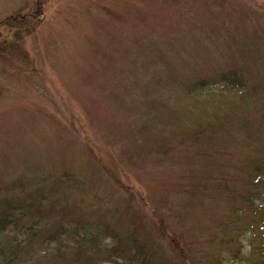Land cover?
<instances>
[{"label": "rangeland", "instance_id": "obj_1", "mask_svg": "<svg viewBox=\"0 0 264 264\" xmlns=\"http://www.w3.org/2000/svg\"><path fill=\"white\" fill-rule=\"evenodd\" d=\"M35 1L0 0V22L20 9L29 12ZM43 9L42 23L20 41L15 42L16 28L0 26V46L6 47L0 52L1 194L23 178L67 172L81 185L96 187L100 203L125 198L110 172L99 171L103 166L112 171L110 152L124 167L116 170L119 179L139 187L146 206L159 212L155 203L163 195L162 182L184 185L194 176L200 183V144H177L175 137L183 138L185 130L192 134L206 115L231 113L232 125L248 127L241 140L264 148V33L258 26L264 23V0H48ZM221 69L250 76L252 96L242 99V91L223 87L195 96L181 92ZM209 91L212 98L205 97ZM169 104L177 109L165 118L161 113ZM67 118L80 121L81 133ZM83 143L107 164L98 158L100 163L88 167L80 159ZM159 148L162 155L155 153ZM139 150L151 152L156 163H132L130 155ZM247 150L239 147L235 153ZM59 202L55 213L63 215ZM182 203L190 208L184 196ZM201 209L197 203V214ZM190 226L185 223L186 230ZM27 232L21 223L3 235L23 245ZM250 239L249 232L240 238L243 260L225 257L222 264H252L245 261ZM104 243L110 246L112 240ZM38 250L32 249L28 264H56L39 258ZM22 256L19 260L26 261Z\"/></svg>", "mask_w": 264, "mask_h": 264}, {"label": "trees", "instance_id": "obj_2", "mask_svg": "<svg viewBox=\"0 0 264 264\" xmlns=\"http://www.w3.org/2000/svg\"><path fill=\"white\" fill-rule=\"evenodd\" d=\"M47 1L33 2L29 12L16 11L2 20L0 26L17 29L15 42L30 36L43 21V8ZM258 26L264 33V23ZM15 42L10 44L13 54L16 53ZM5 48L0 46V52ZM34 76L29 73V79H37ZM207 76L181 92L195 96L211 87L212 91L223 87L242 91V99L252 96V78L242 75L237 69H221L213 76ZM171 81L169 76L166 83ZM208 94L206 98L214 96L210 91ZM176 107L171 104L164 106L166 114L161 115L170 118ZM231 115L224 112L215 115L214 119L206 115V120L192 134L185 130L183 138L175 137L177 144L182 141L189 145L193 141L200 144L196 150L201 167L200 183L194 182V176L189 184L184 185L181 181L162 182L158 192L162 191L163 195L158 196L155 203L159 212L146 206L145 196L139 187L132 182L124 184L119 179L116 170L124 167L121 160L110 152L112 171L106 166L101 169L99 165L94 167L100 172L102 169L109 171L115 185L127 193L125 198L103 199L100 203L96 187L81 185L67 172L54 178L45 175L27 180L23 178L18 184L8 186L2 194L0 192V264H28L32 259V249H40L37 251L41 253L39 258L56 264H102L104 261L112 264H120V261L122 264H222L225 257L239 262L244 259L240 238L246 232L251 233V249L245 261L264 264V155H261L264 148L259 143L252 147L244 137V141L241 140L239 135L248 127L241 126L243 130H240L236 124L232 125ZM184 119L189 123L188 118ZM239 122L244 126L245 122ZM66 123L76 133H81L82 124L77 118H67ZM147 138L153 139L151 133ZM159 140L165 141L166 137ZM84 145L80 159L87 161L88 167H92L95 161L100 163L99 160L107 164V160L99 157L98 160L93 149ZM239 147L248 148L246 153L249 154H236ZM155 153L162 155L163 152L160 149ZM133 154L129 157L132 163L138 161L146 166L149 161L155 162L149 151L139 150ZM174 160L172 155L170 161ZM183 196L189 201V209H185L187 207L182 203ZM58 201V209L63 208V215L55 213L54 203ZM196 202L202 206L199 215ZM155 204L152 205L155 207ZM186 222L191 224L188 230ZM21 223L29 230L26 242L13 245L10 237L3 234L9 226L17 228ZM108 239L112 240L110 246L104 243ZM161 242L166 244L168 254ZM52 244L55 246L51 247ZM22 254L26 261L19 260Z\"/></svg>", "mask_w": 264, "mask_h": 264}]
</instances>
